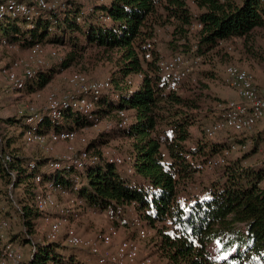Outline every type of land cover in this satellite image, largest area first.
<instances>
[{
	"label": "trees",
	"instance_id": "obj_1",
	"mask_svg": "<svg viewBox=\"0 0 264 264\" xmlns=\"http://www.w3.org/2000/svg\"><path fill=\"white\" fill-rule=\"evenodd\" d=\"M262 34L264 0H66L31 20L0 19V43L6 40L10 47L24 49L39 43L59 51V57L50 58L48 66L26 81L25 92L43 88L62 68L88 54L111 59V85L97 101L93 118L70 109L58 125L45 122L44 130H79L107 120L110 127L104 126L89 143L97 160L86 167L78 196L96 212L110 210L142 221L153 232L157 253L170 264H264V159L250 162L264 146V129L225 130L209 137L205 122L211 117L203 111V95H190L196 80L189 77L172 90L160 65L176 54L189 60L198 57L196 72L201 68L203 77H214L217 64L230 63L233 52L261 62L255 44ZM232 45L237 46L233 52ZM208 64L213 71L205 69ZM200 84L196 89L208 88ZM124 119L126 125L120 126ZM2 122L24 133L23 118L15 115ZM6 130L0 139L12 162L5 166L0 159V179L8 191L11 172L16 173V213L24 224L23 230L12 232L10 242L34 245L32 259L23 264H83L76 255L81 249L69 250L59 241L32 242L39 218L34 176L43 173L46 160L11 149L14 138ZM116 139L128 142L125 152L112 148L130 157L126 166L131 165V176L141 180L124 178L122 166L105 161L103 148ZM232 145L246 146L238 153L245 155L234 159L231 154L222 165L207 170L208 159ZM32 160L36 170L29 169ZM214 243L226 253L218 259L210 250ZM59 247L64 253L56 251Z\"/></svg>",
	"mask_w": 264,
	"mask_h": 264
},
{
	"label": "built area",
	"instance_id": "obj_2",
	"mask_svg": "<svg viewBox=\"0 0 264 264\" xmlns=\"http://www.w3.org/2000/svg\"><path fill=\"white\" fill-rule=\"evenodd\" d=\"M65 1L0 0V19L24 16L31 20L39 11L58 9ZM1 44L17 49L10 47L6 40H3ZM59 56L57 48L38 43L29 47L23 57L13 59L8 67L3 69L0 67V72L4 74L8 88L14 92H21L28 79L34 77L39 69L49 65L50 58ZM198 62V57L189 60L181 54L161 61L162 70L171 79L172 90H177L179 84L194 76V65ZM67 81L75 89L73 92L63 96L48 92L44 96L40 90H37L33 94L34 100L18 107L16 111V116L24 120L25 145L39 148L41 157L46 160L43 173L34 176L38 186L35 202L39 212L35 228L38 227L44 232L49 242L59 241L63 236L62 240L68 246L88 251L95 258L94 264H154L151 257H140L139 244L133 239H120L115 250H110L115 240L120 237L118 218L114 214H108L109 224L105 229L97 231L94 237L82 235L74 226V221L82 216L80 208L86 206L78 196L86 178L85 170L89 163L97 160V157H93L88 150L89 139L83 134L84 129L45 131L44 123L50 121L58 125L63 119L64 112L70 109L79 110L92 119L97 101L111 83L110 79L90 80L79 71H71ZM225 82L236 91L240 100H229L220 105V118L206 127V134L209 137H215L225 130L237 133L251 132L259 123L264 122V88L256 85L253 74L241 66L228 65L225 70ZM43 97L45 103L37 102ZM124 116L121 112V117ZM98 125L99 121L96 120L93 126ZM124 125H126L125 119L120 126ZM105 126L109 128L110 124L106 123ZM244 150L246 146L232 145L223 155L209 158L206 163L207 170L222 165L231 154ZM261 154L264 159V148ZM102 155L105 161L116 166H125L131 161L130 157L121 155L109 146L103 148ZM0 159L5 166L12 162V156L3 151L1 139ZM28 166L31 170L38 168L35 160L29 161ZM127 171L133 174L131 165H127ZM58 173L63 174V178L54 177V174ZM11 179L8 197L13 200L15 172H11ZM68 181L70 183L67 185ZM79 204L83 206L77 208ZM132 226L137 229L139 239H145L150 234L148 227L138 219H134ZM10 228V219L5 217L0 209V264H23L24 252L19 246L8 241L7 232ZM102 244L111 245L110 249L101 247Z\"/></svg>",
	"mask_w": 264,
	"mask_h": 264
},
{
	"label": "rangeland",
	"instance_id": "obj_3",
	"mask_svg": "<svg viewBox=\"0 0 264 264\" xmlns=\"http://www.w3.org/2000/svg\"><path fill=\"white\" fill-rule=\"evenodd\" d=\"M159 42H160V38H159ZM255 46L258 49V52L259 51L262 52L261 62H258L255 57L244 56V55H241L242 53L233 52V50L237 49V46L232 45L231 49L233 53L231 54L232 61L230 63L224 64V65L217 64L216 71L215 70L213 71L214 68L210 64L206 65L205 69H207L208 71H213L215 75L214 77L210 76L209 78L208 77L205 78L200 73H198V71L200 72L201 68L197 70V72H196V68L194 69V76L192 79L193 80L195 79L196 81L192 83L193 84L192 87L195 89V91L193 90L194 92L193 91L190 92V95L191 96H195L197 94L203 95L202 102L206 104V108H204L203 111L205 109L209 111L208 115H210L211 117L209 120L205 122L207 126L212 124L211 122L214 118L221 116L220 105L224 104L226 101H229L225 99L226 97L224 95L225 91L229 90V91H233L236 93V91L231 89L225 82L224 70L227 67V65H237V66H241L249 70L255 78L256 85H257V82L264 85V34H262L258 38ZM160 48L162 49V45L160 46ZM26 52H27V49H24V48H17V49L6 48L5 49V48L0 47V67L2 69L8 67L9 63L13 59L23 57ZM62 69H63L62 72L60 71L58 74H56L51 79V81L47 83L46 85H44V87L41 89V92L44 94V96L48 92H54L58 96H63V95H66L67 93L73 92V90L75 89H73V86L70 85L69 82L67 81V76L69 75L71 71L82 72L90 80L110 79V72L112 70V65H111V59H109V57L107 56L95 58L93 54L92 55L88 54L85 58L78 60L75 64L66 66L65 68H62ZM201 76L203 77V80H202L203 86L204 85L208 86V88H206L205 90H201L200 87L196 89V84H200L199 79L201 78ZM223 76H224V80H223ZM202 84H200L201 87H202ZM22 92L24 93L25 90H23ZM13 93H17V91L14 92L10 88H8L4 74L0 72V136L3 137V133H6L7 131L6 129H8L9 136L14 138L11 141V145H10L11 149L19 148L20 151L26 154L27 156H30L33 158H40L42 154L40 153L39 148L33 145L26 146L25 145L26 143L25 135L24 133L21 132V130L16 125L9 127L5 122H2L3 119H7V118H2L4 117L3 114L5 112H7L10 117H13L12 116L13 114L16 115L15 113L16 104L14 103L15 101H9L11 96L13 97ZM30 100H34V97L30 96L26 102H29ZM37 102H39L40 104L45 103L44 97L38 100ZM20 103L21 102H19L18 104ZM106 123H107V120H101L99 121V125L96 127L92 126L88 128H81L79 130L84 129L83 134L88 136L89 143H90L95 137H97V135L100 132H102ZM259 124L261 125V127L259 128L264 129V122L262 121ZM256 128L254 129V131L256 130ZM127 143H128L127 141L116 139V140H113L109 144V146L117 150L120 149L119 151L125 152L128 150ZM263 148L264 146L262 147V149ZM261 150H259V152L254 157L251 158V161H250L251 163H254L256 159H258L259 161L260 159L262 160ZM237 154L238 153H233L234 159L239 157V155L240 156L245 155V153L238 154V155ZM119 168H120V173L122 174L124 178H132L131 174H129L127 171L126 165L119 167ZM2 182L3 180L1 181L0 179V209H1V212H3V215L8 216L7 218L11 219L12 221L11 228L7 232L8 241H12V238H13L12 232L15 233V232H19L23 230L24 224L22 222V219H20L16 213L19 205L17 204V196L15 197V192L13 193L14 198L12 200L11 198L8 197V191H7V188L5 187V183L3 182L4 183V186H3ZM23 192H24V184L21 183L20 195ZM77 208L79 207L77 206ZM80 212L82 216H80L79 220L74 221V226L84 236L94 237L97 231L101 229L102 230L105 229L107 225L109 224L107 218H108V214L110 213V210H105L103 213H101V212H96L92 208L85 206V207L80 208ZM116 216L118 218L117 225L120 230V237L119 239L115 240L114 244H112L111 249H110L111 245L107 246V245L102 244L101 247L114 251L120 239H133L139 244L141 258L148 256L153 259L154 264H170L168 261L160 257L159 254L157 253V248L155 247L156 243L154 244L152 242L153 239L150 237L153 234L151 229H149L150 234L148 235L147 238L139 239V237L137 236V231L131 225V222L134 219L132 217L133 215L132 216L129 215L130 218H128V215H126L127 217L126 218L120 215L119 213H117ZM35 230H36V233H35V236L33 237L32 242L34 244H38L39 242H45V240L47 239L45 238L44 232H42L38 227L35 228ZM62 239H64L63 236L59 240V242H62V246H67L68 249L71 250V247L68 246L66 243H64ZM14 244L19 246L24 252V262H27L28 260L32 259L33 251H34L33 244L27 243V244H22V246H20L19 244L15 242ZM210 250L216 259H218L219 256L226 254V253L223 254L219 252L220 246L217 243L212 244L210 247ZM56 251L58 253H64L63 247L57 248ZM76 255L83 264H94L95 258L88 251L78 250L76 252Z\"/></svg>",
	"mask_w": 264,
	"mask_h": 264
},
{
	"label": "crops",
	"instance_id": "obj_4",
	"mask_svg": "<svg viewBox=\"0 0 264 264\" xmlns=\"http://www.w3.org/2000/svg\"><path fill=\"white\" fill-rule=\"evenodd\" d=\"M0 47L1 48H8V47H6V46H3L1 43H0ZM257 85L258 86H260V87H264V85H262V84H260V83H258L257 82ZM42 89V88H41ZM41 89H38V90H40L41 91ZM44 90V89H43ZM36 91V90H35ZM35 91H33V92H17V93H13V97L11 96V98H10V100L9 101H15L14 103L16 104V110L18 109V107H20V106H22V105H24V104H26L27 102V100L29 99V97L30 96H32L33 97V94H34V92ZM224 95L226 96L225 97V99L226 100H240L239 99V97H238V95L235 93V92H233V91H225V93H224ZM19 102H21L20 104H18ZM23 102V103H22ZM26 102V103H25ZM16 110H15V113H16ZM15 114H13L12 116H14ZM3 116L4 117H2V118H9L10 116L8 115V113L7 112H5L4 114H3ZM6 116V117H5ZM259 127H261V125L259 124V125H257V128H259ZM10 129V128H9ZM60 148L62 149V146H60ZM131 180H141L139 177L137 178V177H132L131 178ZM85 207V206H84Z\"/></svg>",
	"mask_w": 264,
	"mask_h": 264
}]
</instances>
